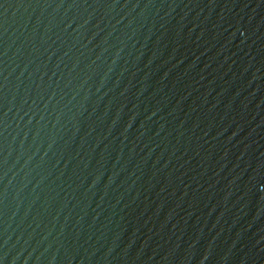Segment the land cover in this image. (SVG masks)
<instances>
[{"label": "water", "instance_id": "95a60500", "mask_svg": "<svg viewBox=\"0 0 264 264\" xmlns=\"http://www.w3.org/2000/svg\"><path fill=\"white\" fill-rule=\"evenodd\" d=\"M0 264H264V0H0Z\"/></svg>", "mask_w": 264, "mask_h": 264}]
</instances>
